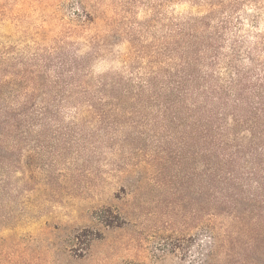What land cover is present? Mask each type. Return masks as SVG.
<instances>
[{
	"label": "rangeland",
	"instance_id": "rangeland-1",
	"mask_svg": "<svg viewBox=\"0 0 264 264\" xmlns=\"http://www.w3.org/2000/svg\"><path fill=\"white\" fill-rule=\"evenodd\" d=\"M198 55L264 91V0H0V264H264L195 119L140 94Z\"/></svg>",
	"mask_w": 264,
	"mask_h": 264
},
{
	"label": "trees",
	"instance_id": "trees-1",
	"mask_svg": "<svg viewBox=\"0 0 264 264\" xmlns=\"http://www.w3.org/2000/svg\"><path fill=\"white\" fill-rule=\"evenodd\" d=\"M201 63L198 55L189 70L173 74L161 86L151 80L140 94L178 105L188 119H195L197 133L213 156L214 215L228 211L229 238L243 241L247 258L255 242L264 244V91L250 94L246 83L238 82L224 88L217 77L203 73ZM22 113L28 115L29 109ZM244 124L249 137L240 133ZM220 184L226 187L219 190Z\"/></svg>",
	"mask_w": 264,
	"mask_h": 264
}]
</instances>
